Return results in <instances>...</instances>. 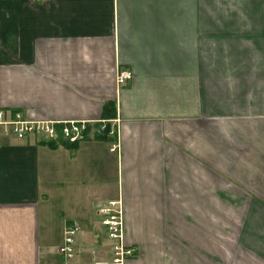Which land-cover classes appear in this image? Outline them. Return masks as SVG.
Returning a JSON list of instances; mask_svg holds the SVG:
<instances>
[{
    "label": "crops",
    "instance_id": "obj_1",
    "mask_svg": "<svg viewBox=\"0 0 264 264\" xmlns=\"http://www.w3.org/2000/svg\"><path fill=\"white\" fill-rule=\"evenodd\" d=\"M110 103L114 139L0 141V264H60L72 222L74 264L108 260L109 201L125 264H264V0H0V109Z\"/></svg>",
    "mask_w": 264,
    "mask_h": 264
},
{
    "label": "built area",
    "instance_id": "obj_2",
    "mask_svg": "<svg viewBox=\"0 0 264 264\" xmlns=\"http://www.w3.org/2000/svg\"><path fill=\"white\" fill-rule=\"evenodd\" d=\"M131 79V73L127 71L119 72L117 84L124 85ZM116 120H99L98 127L95 129L96 135L104 133L108 128V136L114 134V124ZM88 121H68L51 122L32 120L20 111L0 109V141L11 136L35 135L43 136L48 141L62 139L68 143H74L83 139V134L87 127L93 124ZM116 150V145L111 151ZM97 214L101 216V224L107 230V236L111 240L110 258L106 261L96 262L95 264H125L129 259L137 255V250L123 245L122 241V221L121 205L119 201H109L104 205L98 206ZM78 227L75 222L67 224L63 231V241L58 249L61 257L60 264H74L75 255V236Z\"/></svg>",
    "mask_w": 264,
    "mask_h": 264
},
{
    "label": "trees",
    "instance_id": "obj_3",
    "mask_svg": "<svg viewBox=\"0 0 264 264\" xmlns=\"http://www.w3.org/2000/svg\"><path fill=\"white\" fill-rule=\"evenodd\" d=\"M114 105L113 103H110V104H107L103 110V112L105 113V115H103V118L102 119H105V120H109V119H112L113 116H114ZM94 129H96L98 127V124L95 123V125H92ZM91 127H87L86 131L84 132L83 134V139L87 137L89 131H90ZM108 134V128L105 129L104 133L102 134V136H98L100 137V139L102 140H109V139H114V137H109V136H106ZM76 142L74 143H68L62 139H57V140H54V141H48L47 140V143L45 142V144H47L48 146L50 147H56L57 145H62V146H71V145H75Z\"/></svg>",
    "mask_w": 264,
    "mask_h": 264
},
{
    "label": "rangeland",
    "instance_id": "obj_4",
    "mask_svg": "<svg viewBox=\"0 0 264 264\" xmlns=\"http://www.w3.org/2000/svg\"><path fill=\"white\" fill-rule=\"evenodd\" d=\"M36 137H38V138H44L43 136H36ZM53 188H54V185H53ZM80 202L82 203V202H84V200H80ZM96 216H98V215L96 214Z\"/></svg>",
    "mask_w": 264,
    "mask_h": 264
}]
</instances>
